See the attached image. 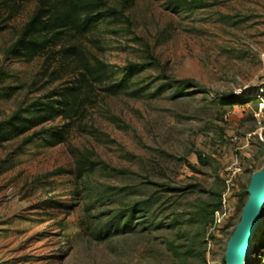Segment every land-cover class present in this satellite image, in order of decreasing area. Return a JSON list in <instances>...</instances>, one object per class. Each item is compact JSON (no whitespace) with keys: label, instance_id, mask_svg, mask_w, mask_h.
<instances>
[{"label":"rangeland","instance_id":"rangeland-1","mask_svg":"<svg viewBox=\"0 0 264 264\" xmlns=\"http://www.w3.org/2000/svg\"><path fill=\"white\" fill-rule=\"evenodd\" d=\"M94 1L75 43L110 77L54 144L67 120L10 137L11 123L70 85L75 62L23 55L37 0L0 29V264H224L264 165V0ZM247 255L264 264V204Z\"/></svg>","mask_w":264,"mask_h":264},{"label":"trees","instance_id":"trees-1","mask_svg":"<svg viewBox=\"0 0 264 264\" xmlns=\"http://www.w3.org/2000/svg\"><path fill=\"white\" fill-rule=\"evenodd\" d=\"M21 6L20 0H0V29L4 27L3 22L14 16ZM98 6L94 0H37L36 9L19 41L23 55L30 58L46 53L48 57L64 62L71 60L75 62V77L70 85L56 93L55 99L38 106L35 117H26L20 124L11 123L10 137L45 120L60 117L67 122L52 132L47 142L54 144L62 141L71 120L79 115L85 102L90 100L89 91L94 88V84L109 80L108 65L99 58H87L75 43L76 37L83 36L95 25ZM131 74L125 73L120 80L110 82L102 90L110 94L122 91ZM118 225L119 222H110L106 231L102 235L98 231L95 238H104L118 229Z\"/></svg>","mask_w":264,"mask_h":264},{"label":"water","instance_id":"water-1","mask_svg":"<svg viewBox=\"0 0 264 264\" xmlns=\"http://www.w3.org/2000/svg\"><path fill=\"white\" fill-rule=\"evenodd\" d=\"M247 192L240 220L227 244L224 264H245L249 244L264 204V165L252 174Z\"/></svg>","mask_w":264,"mask_h":264},{"label":"built area","instance_id":"built-area-1","mask_svg":"<svg viewBox=\"0 0 264 264\" xmlns=\"http://www.w3.org/2000/svg\"><path fill=\"white\" fill-rule=\"evenodd\" d=\"M256 97H257V99L260 100L259 103H260V106H261V104L263 103L261 95H256ZM226 170H227V173H228L227 175L231 178L236 173V171L239 170V166H235V164H233V165L227 167ZM228 212H229V209L227 207L226 199L224 197L222 199L221 206L214 211L212 225L213 226L219 225L222 222L223 218L227 215Z\"/></svg>","mask_w":264,"mask_h":264},{"label":"crops","instance_id":"crops-1","mask_svg":"<svg viewBox=\"0 0 264 264\" xmlns=\"http://www.w3.org/2000/svg\"><path fill=\"white\" fill-rule=\"evenodd\" d=\"M232 113V109H229L225 114V116L228 118V117H231V114Z\"/></svg>","mask_w":264,"mask_h":264},{"label":"bare ground","instance_id":"bare-ground-1","mask_svg":"<svg viewBox=\"0 0 264 264\" xmlns=\"http://www.w3.org/2000/svg\"><path fill=\"white\" fill-rule=\"evenodd\" d=\"M247 256H248V255H246V258H245V259H246V261H247ZM246 261H245V263H246Z\"/></svg>","mask_w":264,"mask_h":264}]
</instances>
